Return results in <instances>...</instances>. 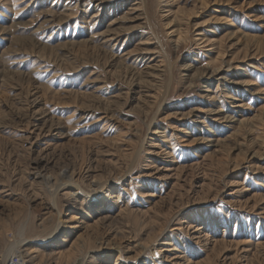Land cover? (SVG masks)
Returning <instances> with one entry per match:
<instances>
[{
    "label": "rangeland",
    "instance_id": "rangeland-1",
    "mask_svg": "<svg viewBox=\"0 0 264 264\" xmlns=\"http://www.w3.org/2000/svg\"><path fill=\"white\" fill-rule=\"evenodd\" d=\"M0 264H264V0H0Z\"/></svg>",
    "mask_w": 264,
    "mask_h": 264
},
{
    "label": "bare ground",
    "instance_id": "bare-ground-1",
    "mask_svg": "<svg viewBox=\"0 0 264 264\" xmlns=\"http://www.w3.org/2000/svg\"><path fill=\"white\" fill-rule=\"evenodd\" d=\"M118 34H120V32H118ZM146 53H148V52H146ZM214 113H218V112H214ZM148 152L149 153H155V151L153 149H148ZM35 175H36L35 177L42 178L43 180H45L46 183L49 185V188H48L49 193H50L51 198H52L54 203L56 201V196H57L60 188H66V187L71 188L72 186H74L73 184H79V182L76 181L74 178L75 177L74 172L70 171L69 169L63 170L62 173L60 175H58V177H54L53 175H45V174H43V172H37ZM54 180H55V182H53ZM95 186H97V188H95ZM101 186H102V183H101L100 179L95 178L93 180V182L90 183L89 188H91V192H90V195L88 196V198H91L92 202L96 205H99L101 203V199L99 196V191H100ZM58 227L59 226H57L56 228L58 229ZM26 229H27V227H26V225H24L20 231L21 236L24 235V233L26 232Z\"/></svg>",
    "mask_w": 264,
    "mask_h": 264
}]
</instances>
